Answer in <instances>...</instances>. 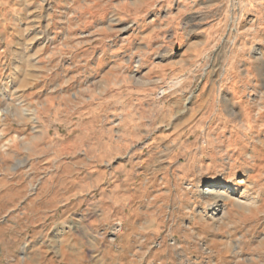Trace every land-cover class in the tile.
I'll return each mask as SVG.
<instances>
[{
  "label": "rangeland",
  "instance_id": "obj_1",
  "mask_svg": "<svg viewBox=\"0 0 264 264\" xmlns=\"http://www.w3.org/2000/svg\"><path fill=\"white\" fill-rule=\"evenodd\" d=\"M0 264H264V0H0Z\"/></svg>",
  "mask_w": 264,
  "mask_h": 264
},
{
  "label": "bare ground",
  "instance_id": "obj_2",
  "mask_svg": "<svg viewBox=\"0 0 264 264\" xmlns=\"http://www.w3.org/2000/svg\"><path fill=\"white\" fill-rule=\"evenodd\" d=\"M232 190L231 185H210L207 186V188L203 191L204 194H207L209 196H218V195H225L228 194L229 191Z\"/></svg>",
  "mask_w": 264,
  "mask_h": 264
}]
</instances>
